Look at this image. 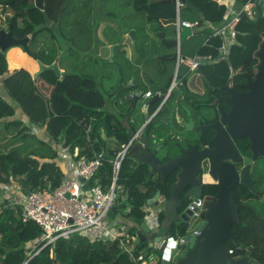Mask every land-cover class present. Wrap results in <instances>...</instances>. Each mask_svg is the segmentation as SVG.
Listing matches in <instances>:
<instances>
[{
    "label": "trees",
    "instance_id": "16d2710c",
    "mask_svg": "<svg viewBox=\"0 0 264 264\" xmlns=\"http://www.w3.org/2000/svg\"><path fill=\"white\" fill-rule=\"evenodd\" d=\"M68 1L70 0H43L44 8L40 9L35 6L34 0H0V28L12 25L16 37L31 35L33 43L40 34L48 30V22L62 20ZM190 1L205 15L206 21H202L198 14L190 9L182 8L183 17L186 18L185 12L191 14V19L199 20L202 28L195 32L189 41L181 44V57L206 58V63L200 64L199 68L206 88L220 92L219 87L227 83L234 70L243 67L252 71L256 65V54L264 41V13L257 6L258 12L254 18L249 15L241 18L238 24L239 33L231 46L228 63L219 59L218 47L221 39L212 36L215 29L223 25L227 6L215 0ZM247 2L249 0H235V6L241 9ZM142 5H145L143 11L147 12L150 20L176 17V2L145 0ZM70 11L68 15L74 14L75 8L70 7ZM171 26L173 32H169L168 26H161L158 22V26L153 30L160 40L161 49L165 52V61H176L178 58L175 43L177 32L174 25ZM88 30L86 27L79 28L77 33H85ZM61 31L65 36V31ZM142 35L149 37V34ZM210 36L209 43L205 45V39ZM72 39L75 40L76 37ZM140 44L141 42L136 43V48ZM29 47L44 64L51 65L57 59L56 48L35 50L30 44ZM155 47L154 44L153 48ZM115 50L118 55L126 54L121 44L116 45ZM7 56L13 65H24L29 61L24 54L18 57L14 50ZM161 72L168 74L166 68H162ZM0 76H5L3 85L14 104L22 108L32 126L45 128L49 137V140L43 139L33 131L31 125L15 117V106L0 94V184L8 186L15 183L22 188L24 196L39 189L58 188L62 183L63 173L55 161L58 154L52 146L54 142L61 143L72 154L78 148L76 160L81 157L89 159L95 152L104 151L106 159L89 184L109 189L113 179L110 159L115 157L122 144L130 141L131 130L137 131L149 118V113L135 114L138 104L133 102L136 92L130 94L133 88L120 86L105 94L91 76L65 72L59 78L54 72H46L43 77L53 86L50 97L46 98L29 71L24 68L9 71L6 54L1 50ZM175 95L176 93L172 92L160 113L148 125L146 134H152L155 124L160 120L171 117L170 104ZM186 95L188 99L193 98L190 100V106L196 107L201 103L195 93L186 91ZM110 97L114 98L112 105L115 109L110 108L108 104ZM157 106L159 103L150 107V114ZM65 118H68V121H64ZM106 138L114 142L115 150L107 149ZM128 162L131 164L127 157L118 179L119 199L128 203L122 207H129L133 217L144 219V207L148 199L156 193L154 185L159 176L150 179L147 168L135 164L129 167ZM174 181L175 178L172 177L165 185L166 195H169L170 185ZM127 189L129 196L124 199ZM258 189L264 192V189ZM240 196L241 199L238 200L241 221L233 226V241H228L227 245L233 250V257L248 256L264 264V197L250 192L246 186L241 190ZM22 212L21 203L0 201V264H133L130 254L124 251L119 241L92 242L87 236L76 233L44 246V243L38 241L42 236L41 228L35 222H24ZM130 231L135 232L136 228H130ZM183 233L184 230H181L180 235ZM29 242H36L31 250L26 247ZM148 249V240L137 242L135 255H144L146 258L155 255ZM93 250L96 252L92 253Z\"/></svg>",
    "mask_w": 264,
    "mask_h": 264
},
{
    "label": "water",
    "instance_id": "95a60500",
    "mask_svg": "<svg viewBox=\"0 0 264 264\" xmlns=\"http://www.w3.org/2000/svg\"><path fill=\"white\" fill-rule=\"evenodd\" d=\"M181 1L185 4L184 8L197 13L202 21H206L205 15L190 0ZM215 1L225 5L227 2L226 0ZM167 2H176V0H167ZM255 2L264 13V0H255ZM34 3L36 7L44 8L43 0H34ZM161 21L164 25H177L178 23L177 18L161 19ZM192 34L190 28L181 26L180 42H185ZM129 36L134 40L136 37L135 30H131ZM30 40L29 35L23 38L16 37L12 31V25L8 28H0V50L4 54L10 48L17 46L36 59V55L29 47ZM175 43L177 45L178 41ZM257 56L260 58V65L256 77L255 79H249L248 83L244 85L251 89L250 92L238 94L234 87L230 88V82L224 87L228 93L226 101L232 108L229 113L222 111L220 122L206 124V122L195 117L188 108H184L188 118H183L182 128L176 127L175 115L171 116V125L177 138L173 137L174 139L159 142L156 137L157 133L163 131L162 125L155 124L154 132L152 134H142L130 150L128 159L134 161L136 166L147 168L150 172V179L159 176L154 185L156 193L148 199L144 210L147 212L149 208L163 207L164 219L159 227L153 228L149 226L146 218L133 217L129 207L118 208L117 205L110 209L109 216L115 219L120 213L126 217L139 233L138 243L148 240L149 252L153 251L156 256L162 258L163 264H261L248 256L233 257L226 243L227 241H233L234 231L231 227L241 221V216L231 192L236 179L232 172L227 171L229 167L225 161L233 159L235 162L244 164L241 180L251 190H254V180L249 175L250 168L252 162L259 155H264V41L257 52ZM182 59L184 60L185 57ZM37 62L40 70L34 73V78L45 71H54L58 77L61 76V69L57 61L51 65H44L40 60H37ZM202 62L205 63L204 60ZM183 84L187 85V80H184ZM154 90L155 95L149 103L150 106L160 102L165 96V93L158 86H155ZM143 95L144 91L142 90L133 98L134 104ZM151 119L152 117L147 120L143 128ZM220 123L226 126L225 129L220 127ZM207 131H214L216 134L210 141L217 152L214 159L205 147ZM135 134L136 131L131 130L130 136L133 137ZM244 138H250L252 141V158H243L233 143L235 139ZM209 157L212 161L211 175L215 176L216 170H220L221 190L218 193L217 202L208 211L207 219L198 228V234L194 233L184 237V240L191 243V247L178 259L181 254L172 249L175 245L171 243L174 240V237L171 236V215L176 212L179 202L182 205L181 195L185 191H187L188 197L195 196V194L199 196L195 191V187L197 182L200 184L203 178L202 162ZM176 171H178L176 181L170 185L169 195H166L163 193L164 187L169 177ZM81 182L84 184V190L90 194L89 185L83 179H81ZM128 196L129 190L127 189L124 199H127ZM183 220L186 221L185 218ZM159 242L166 243V246L163 248L155 246ZM95 252L96 250L92 251V253Z\"/></svg>",
    "mask_w": 264,
    "mask_h": 264
},
{
    "label": "crops",
    "instance_id": "0c3cea01",
    "mask_svg": "<svg viewBox=\"0 0 264 264\" xmlns=\"http://www.w3.org/2000/svg\"><path fill=\"white\" fill-rule=\"evenodd\" d=\"M230 1L235 2V0H230ZM144 2L145 0H110V8L106 12H108V15L110 16V28H112V30H110V41H109V44H107V46L110 47V49L112 48L114 51V55L112 53L111 61L115 60L116 57H118V59L121 60V62H119V67H120V70L122 71V76H123L122 77L123 80H121L122 84L120 83L118 86L114 85L111 88V90L117 89L118 87L123 86L126 89L133 88L131 89L130 94L136 92V95L140 91L143 90L144 95L142 97L146 99L145 101L150 103V101L155 95V90H154L155 86H158L162 92L166 93L169 87L171 86L172 82L174 81V79H176L179 82V85L176 86L173 90V92H176L174 101L172 102V104L169 103L171 105V116H172V115H175L176 109L180 108L181 104H184V105L187 104L188 106H190V103H191L190 100H193V98L188 99L186 95V91L195 93L197 95L198 100L200 102H204L206 99L205 98L206 96L204 95L206 84L204 82L201 69H199L200 66L193 70L190 68L187 62H181V64L184 63L187 67H189L187 68L188 71L184 72L182 71L181 66L178 67V63H177L178 59L176 61H170V60L165 61V56H163L165 52L161 49V43L159 42V38L154 34L153 30L155 27L158 26V22H160L161 26H168L167 29L169 30V32H173V28L171 25H174V24L164 25L161 19L159 21L150 20L147 12L143 11L145 9V5H142ZM154 2H167V0H154ZM70 7L75 8L74 15L68 21L55 20V21L48 22L47 24L48 29L54 30V32L50 33L51 40L48 43L44 42L42 46L37 49V50H41L43 48L45 49L56 48L57 49L56 61L58 62V65L61 69V76L59 78H61L65 72H68V68H69L68 63L66 59L64 58V51L62 50V45L60 44L61 41H59L60 39H63L64 37L63 31L61 30L66 27L64 25L66 23H71L69 27H72V28H78V29L83 28V27L87 28V25H85V23H87V20L89 17V14H88L89 6L86 0L82 3V5L81 3H79L78 0H75V1L73 0V5H70ZM96 10L100 11L101 9L100 8L94 9V11ZM92 14H93V8H91V15ZM91 17H94V15ZM185 17L186 18L183 17L182 13H180L181 20L194 21L191 19V17L193 16L189 13L185 12ZM174 27L176 28V32H177V25H174ZM201 28L196 30L195 32L200 31ZM113 30H115V35L113 34ZM131 30H135L136 32V37L134 40L129 36V32ZM86 32L89 33V31H86ZM195 32H193V34L189 36L185 40V42L189 41ZM142 34H149V37L147 38L145 37V35H142ZM29 36L31 37V40H32V36L31 35ZM67 38L68 36L66 37V39ZM71 40L73 39L71 38ZM74 41L78 42L79 37L75 39ZM176 41H177V37H176ZM205 41H204V44H205ZM138 42H141V44L138 48H136V43ZM120 44L126 50V54L123 56L120 54L118 55V53L116 54L115 46L120 45ZM154 44L156 46L155 48H153ZM181 44L182 43L180 42V47H181ZM75 45L77 44L75 43ZM64 47L65 46H63V48ZM91 47H92V43L89 45V48ZM177 47H178V44H177ZM13 50L16 51V54L18 55V57L19 56L21 57L23 54L27 56V60L29 61L25 63L26 65L25 64L24 65L11 64L7 54L9 52H12ZM194 57H200V56H194ZM194 57H187V58L185 57V59L189 60ZM6 59L8 62V69L10 72H13L14 70L22 69V68L26 69L32 75L33 80L34 81L37 80L36 83L40 88V92L46 98L50 97V94L53 90V86H51L45 81L43 74L46 72H54V71H45L42 74H40L37 78H34L33 76L34 73L40 70V66L37 62V60L39 59L38 58L34 59L30 55H28L21 47L15 46V47L10 48L6 52ZM203 60L206 63V58L202 57L200 61L202 62ZM201 64H204V63L202 62ZM44 65H47V64H44ZM162 68H166L168 70V74L162 73L161 72ZM190 71L195 72V74L191 75ZM73 73H76V72H73ZM4 77L5 76H0V94L6 100H8L10 103H12L15 106V111H16L15 117L21 118L26 124L31 125V128L38 136L42 137L43 139L49 140L46 129L32 126L28 117L25 116V113L23 112L22 108L14 104L13 100L11 99L10 95L8 94L7 90L5 89L3 85ZM184 80H187V85L183 84ZM148 91H152V96L150 98H147L145 96V93ZM109 92L110 90L107 91V93ZM139 99L136 101L135 104H139V101H140ZM158 103L160 105L161 100ZM148 113H150V110L149 111L142 110L143 115L145 114L147 115ZM152 113L153 112H151V114ZM147 120L148 119H146V121L140 125V127L138 128L136 132L142 130ZM64 121H68V118H65ZM175 122H176V127L182 128L183 117L179 119L175 118ZM158 124L162 125V130H163L162 132L157 133L156 138L157 140H159V142L162 143L167 139H174L175 137L177 138L176 133L173 131V127L171 125V117L170 118L167 117V118L160 120L157 123V125ZM34 132H31V133H34ZM106 141H107V149L110 151L115 150L116 145L114 144V142L108 138H106ZM52 146L57 151L58 156L55 159V161L58 167L60 168V170L63 172L62 167H61L62 165L64 169L70 174V176H73L75 174L74 154L76 153L78 154L79 149L76 148L74 154H72L71 151L68 148L63 147L61 143L56 144L52 142ZM64 154L69 155L70 158H63L62 156ZM131 164L134 165V161L131 160ZM0 190H1L0 191V201L1 202L5 201L3 199L4 197L7 198L11 196L13 190L16 191L17 193L16 196L10 197L9 199H7V201H5V203L9 201H15L16 203H21V200L24 197L22 193V188L17 186L16 184L15 186L14 185L6 186V185L0 184ZM6 193H9V195H6ZM116 205L118 208H122L120 207L119 204L116 203ZM110 220H111V223H110L111 226L122 227L128 230L130 228H133L132 224L128 222V219L122 216L120 213L116 216L115 219L110 217Z\"/></svg>",
    "mask_w": 264,
    "mask_h": 264
},
{
    "label": "built area",
    "instance_id": "2783aa9c",
    "mask_svg": "<svg viewBox=\"0 0 264 264\" xmlns=\"http://www.w3.org/2000/svg\"><path fill=\"white\" fill-rule=\"evenodd\" d=\"M226 1L227 11L224 15L223 25L215 29L212 36L221 39V44L218 47L219 59L230 63L231 46L236 41L239 33L238 24L243 16L249 15L251 18H254L258 12L256 9L258 5L255 0H249L241 9H238L234 1ZM184 5V2L181 0H176V18L178 20L177 63L179 67L181 62H187L190 68L194 70L202 63L200 61L202 57H194L189 60L182 59L180 50L181 26L188 27L192 32H195L202 27V23L199 20H181L180 13ZM209 26L211 25L209 24ZM210 38L211 36L206 39L205 45L209 43ZM178 83L174 79L164 98L161 99V106L171 96ZM145 96L150 98L152 91L146 92ZM142 108L144 111L149 109V103L144 101ZM141 131L136 132L135 136L131 137L128 143L122 144L115 157L110 159L113 166V179L109 189L105 190L101 185L91 186L89 184L91 178L106 159L105 152L100 151L95 152L93 157L89 159L84 157L75 159V174L73 176H70L61 165L63 180L58 188L54 190L39 189L29 195H23L24 197L21 200L23 221L35 222L41 228L42 236L38 240L40 243H44V246H47L54 244L61 237L78 233L87 236L92 242L119 241L124 251L130 254L133 264H163V259L156 255L149 258H146L144 255H135V247L139 238L137 231L131 232L129 231L130 229H120L110 224V209L119 200L120 186L118 185V179L122 164L129 156L135 141L142 135ZM77 155V153L74 154V158ZM62 157L70 158L66 154ZM81 179L89 185L90 194L84 190V184L81 182ZM12 185L15 186V183ZM158 210L159 207H154L149 208L146 212L145 218L150 227L156 228L161 225L162 221L158 217ZM171 243L173 245L174 240ZM155 246L163 248L166 246V243L159 242ZM172 249L175 250V246ZM232 253L233 250H230V254Z\"/></svg>",
    "mask_w": 264,
    "mask_h": 264
},
{
    "label": "flooded vegetation",
    "instance_id": "af4514ba",
    "mask_svg": "<svg viewBox=\"0 0 264 264\" xmlns=\"http://www.w3.org/2000/svg\"><path fill=\"white\" fill-rule=\"evenodd\" d=\"M256 59H257V63L252 69V71H249L248 69H245L243 67L238 70H234L229 76L227 83L219 87L221 89L220 92H216L215 90H210L206 88L204 91V95L206 96L205 98H207V100L205 99L204 102L197 104L196 107L195 106L190 107L187 104L185 105L181 104L180 108H177L175 111V118L177 119L182 117L185 119L188 118L187 112L184 109V108H188L195 117L200 119V121L206 122V124H214L216 122H220L222 118V114H221L222 111L224 110V112L229 113L232 108L226 101V97L228 96V93L224 89V87L230 82V88L234 87L235 91L238 94L250 92L251 89H249L244 85L248 83L249 79H255L256 77V74L258 72V67L260 65V58L257 56V54H256ZM164 104H162L161 106L160 103V105L157 106V108L154 110L152 114L149 113L148 119H150V117H152V119L144 128H142L141 131L142 134H146L148 125L160 113ZM149 110L150 108L145 111H149ZM135 114L142 115V110L140 108H136ZM220 127H222V129H225L226 126L220 123ZM215 135L216 134L214 131L206 132L205 147L207 148V151L213 157V159L217 156V152L215 151L216 150L215 146L211 144L210 141L215 137ZM233 143L238 153L243 158H252L253 151L251 149L252 141L250 138L235 139L233 140ZM210 157L207 160H204L201 165L203 171L202 172L203 178L200 184L197 182V185L195 187V191L197 194H199V196H196L195 194V196L188 197L187 191H185L181 195L182 205L179 202L176 212H173V214L171 215L172 216L171 236L174 237V245L176 248L175 249L176 252L181 254L180 257H178V259L181 258L184 255V253H186L191 247V243L189 241L184 240V237L186 235H192L194 233L198 234L199 232L198 228L207 219L208 211L210 210L211 206L217 202L218 199L217 196L221 190V184L219 181L220 170H216L215 176L217 178L211 175L212 161ZM225 162L228 163L227 166L229 167L227 168V171L232 172L234 178L236 179V182L232 185L231 192L234 196V203L238 207L239 212H240V207H239L238 199H241L240 193L244 186H246L250 192L261 195L262 198L264 197V192L258 189V188L264 189V155H259V157L252 162L250 168L249 175L250 178L254 180V190H251L248 187V185L242 182L241 180V173L245 166L244 164L235 162L233 161V159H227ZM177 172L178 171L173 173L169 177V179L174 177L176 181ZM158 217L161 221H163L162 220L164 219L163 207L161 208L159 207ZM183 218H185L186 221H184ZM196 219L200 220L201 223L197 228L191 231L190 229L192 227V222ZM234 225L235 224H233L231 227L232 230ZM181 230H184L182 236L180 235ZM226 243H228V241Z\"/></svg>",
    "mask_w": 264,
    "mask_h": 264
},
{
    "label": "rangeland",
    "instance_id": "374dc122",
    "mask_svg": "<svg viewBox=\"0 0 264 264\" xmlns=\"http://www.w3.org/2000/svg\"><path fill=\"white\" fill-rule=\"evenodd\" d=\"M71 1V0H70ZM67 2V6L65 8V15H63L62 20L68 21L74 14L68 15L67 13H70V5H73V1ZM75 1V0H74ZM79 3H82L85 0H78ZM88 3V20L85 25H87V29H89V33H77L79 32L78 28H72L69 27L71 23L64 24L66 27L63 29L65 31V36L63 39H60L62 50L64 51V58L66 59L69 68L68 72H76L81 75L91 76L93 77L97 82V87L104 93H107V91H111V88L114 85H119L122 81V71L119 67V62H121L118 57L115 58V60L111 61L112 57V51L110 47L107 46L110 41V16L108 15V12H106L110 8V0H86ZM91 8H93V14L91 15ZM100 8L101 10L94 9ZM82 9V8H81ZM94 17H91L93 16ZM93 20V21H92ZM56 30V29H55ZM54 32V30H46L44 33L40 34L38 38L32 43H30L32 49H38L42 46L44 42L48 43L50 42V33ZM113 34L115 35V30H113ZM68 38L66 39V37ZM72 37H76V39L79 37V41L75 42L74 40H71ZM158 39V38H157ZM160 42V40H159ZM75 43L77 45H75ZM92 43V47L89 48V45ZM63 46H65L63 48ZM182 71H188L187 67L184 63L181 64ZM125 69V68H124ZM125 72V70H124ZM192 74H195V72H191ZM126 75V74H125ZM122 84V83H121ZM176 93V92H175ZM113 99L110 97V108L115 109V106L113 104ZM138 108L142 109V103L146 100L145 98L139 99ZM129 167L131 166L130 162H128ZM16 191H12V195L9 197H4L3 199L7 201L10 197L16 196ZM6 195H9V193H6ZM4 201V202H5ZM120 205V207L123 206L125 203L122 200H118L116 202ZM115 203V205H116ZM201 221L196 219L192 222L191 231L195 228H197L200 225ZM117 227V226H116ZM122 229V227H117ZM189 230V231H190ZM36 245V242H29L26 243V247L28 249H33ZM146 253V251H144ZM152 256H155L152 254ZM162 264V263H161ZM174 264V263H171Z\"/></svg>",
    "mask_w": 264,
    "mask_h": 264
}]
</instances>
